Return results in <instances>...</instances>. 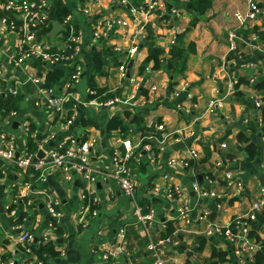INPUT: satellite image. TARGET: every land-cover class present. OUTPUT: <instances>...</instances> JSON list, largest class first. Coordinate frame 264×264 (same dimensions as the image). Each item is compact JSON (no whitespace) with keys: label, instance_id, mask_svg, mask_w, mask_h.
I'll use <instances>...</instances> for the list:
<instances>
[{"label":"crops","instance_id":"crops-1","mask_svg":"<svg viewBox=\"0 0 264 264\" xmlns=\"http://www.w3.org/2000/svg\"><path fill=\"white\" fill-rule=\"evenodd\" d=\"M62 1L73 12L75 23L83 31L79 60L85 67V76L74 93L64 99L62 112L56 117L51 116L38 88L26 79L30 72L45 78L47 71L55 69L40 72L35 66L38 60L29 61L25 69H15L14 59L23 51V44L17 32L7 31L0 39L5 84L26 83L11 103L14 108L11 110L16 111L17 116L10 118L5 109L0 110V138L2 134L13 136L18 156H23L27 150L29 138L23 129L25 122L43 137L41 147L35 140L38 155L44 156L51 148H61L71 138H88L95 142L93 162L111 169L115 152H119L118 140L130 139L135 146L141 140L143 145H157L156 139L169 136L160 160L152 161V155L144 151L142 145L135 150L137 157L129 165L137 187L136 201L145 213L155 211V224L149 229L137 225L131 201L115 183L111 193L106 184L93 188L78 175L73 183H67L58 171L49 174L47 181L41 183L34 180V174L19 176L12 165L2 167L1 164L0 261L15 264L27 261L20 238L28 231L36 241L50 240L59 253L58 258L48 259L45 264H103L102 256L119 246V234L125 229L127 255L113 258L110 264H152L147 247L156 237H171L177 242L168 246L164 256L178 264H215L214 252L219 259L225 258L226 262L222 264H251L248 256H236V247L224 238L207 237L204 234L207 224L201 217L208 209L221 226H228L236 217L250 212L260 188H264V135L258 121L261 114L254 105V98L264 96V92L257 91L248 82L254 77L255 82L264 80V46L257 50L251 40L254 33L243 32V29L264 30V0H254L261 8L258 20L243 26L235 15L248 13L249 0H211L212 5L205 15L193 12L190 0H157V11L146 24L154 37L147 40L146 30V39L140 42L138 52L131 56L129 50L135 44L134 35L139 25L129 14V6L121 4L122 0ZM50 2L53 4L54 0ZM138 2L141 0H133L131 5ZM1 4L0 0V8ZM84 8L90 11L92 23L83 13ZM113 18L126 19L129 26L117 28L107 38L96 42L93 39L95 22ZM231 31L238 35L237 50L233 53L229 51L228 33ZM181 35L184 46L194 45L195 51L189 54L185 71L172 85L164 64L148 62V57L151 49H161L168 54L173 41L177 43ZM48 38L51 37L43 36L46 46L51 49L64 47L63 32L56 38ZM237 52L239 57L229 60V56ZM97 56L102 60L99 72L95 71ZM123 64L127 66V78L121 80L119 67ZM143 66L147 68L145 71H142ZM59 68L65 69L64 66L56 69ZM92 77L98 89L116 94L118 101L113 106L86 105ZM233 78L241 82L239 96L230 94ZM131 79L138 81L140 90ZM66 82L67 78L59 87L60 92L65 91ZM180 85H186L187 93L172 98ZM217 98L224 102L211 114L207 111L208 104ZM70 114L76 117L72 125L66 120ZM82 118H87L93 126H84ZM254 122L256 132L249 130ZM242 133L256 145L254 160L247 159L245 144L238 141ZM223 144L226 148L222 147ZM191 150L197 151L199 161L202 160L198 169L192 171L180 164H168L172 159H188ZM207 151L211 152V158L204 163ZM230 160L233 165L228 167ZM227 172L232 173V179L226 177ZM209 174L212 183L208 181ZM26 181H33L37 189L58 199L59 217L51 216L41 203L39 207L29 209L17 198L19 188ZM194 182L205 191L216 192L218 198L199 200L192 187ZM172 186H181L189 193L193 211L188 223L177 219L180 203L169 197ZM88 189L99 198V206L97 213L83 222L84 194ZM218 202L221 208L217 206ZM250 235L253 246L258 248L264 244V217H259ZM33 257L35 262L40 260L35 251Z\"/></svg>","mask_w":264,"mask_h":264},{"label":"built area","instance_id":"built-area-1","mask_svg":"<svg viewBox=\"0 0 264 264\" xmlns=\"http://www.w3.org/2000/svg\"><path fill=\"white\" fill-rule=\"evenodd\" d=\"M2 6L0 8V39L4 37L7 31L17 32L21 36L23 44V51L15 57L14 67L15 69H25L28 67L29 61L38 60L42 63L43 68L56 69L57 67L64 66L67 68V82L65 85V91L60 92L59 88H49L46 86V78L36 76L33 73H28L26 82L30 81L34 84L40 93L42 94L41 100L44 103L46 110L53 117H56L62 112L63 102L67 95L73 94L77 85L82 81L85 76V67L80 63L79 56L82 50L83 44V31L80 26L75 23L74 14H70L63 26L65 29L70 28V37L64 47L60 50L64 51V54H53L51 48L46 46L43 36L38 35V28L47 25L50 21V13L52 3L50 0H1ZM249 11L247 14H236L235 17L240 25H245L250 22L258 20L261 10L258 8L254 0H249ZM122 5L129 6V14L133 17L135 22L139 25V28L135 32V44L129 50V56L134 55L139 50V44L143 39H146V24L147 20L152 17L154 12L157 11V0H145L142 6L131 5L130 0H122ZM83 13L88 17L90 23H92L90 17V11L88 8L83 9ZM13 15L12 20L10 16ZM16 22H20V26H17ZM129 26V22L126 19L113 18L106 21L95 22L93 25V39L99 42L103 38H107L111 31L117 28H126ZM229 39V51L233 53L237 50L238 35L235 31L228 33ZM255 44L257 50H261L262 46L258 45V37L253 35L251 38ZM175 44V41H173ZM253 66V64H251ZM44 70V71H45ZM120 79L127 78V66L125 64L119 67ZM264 75V70L262 71ZM5 69L4 65L0 62V97H18L20 95V89L26 83L16 81L13 84L7 86L4 80ZM131 82L136 86L137 90H140V85L135 79H131ZM255 77L250 80V84L254 86ZM230 94H235L234 78L230 82ZM156 90V88H153ZM182 93H187L186 85H180L176 92L172 95V98H180ZM96 93L92 90L89 91L88 96H94ZM100 97L89 100L86 102L87 106H102L111 107L118 100H110L105 103L99 101ZM223 99L217 98L212 100L208 104L207 111L214 113L215 110L222 106ZM254 105L257 110L264 108V102L257 96L254 98ZM180 108V107H179ZM10 118L16 117L17 112L9 114ZM67 124L72 125L76 120L75 114L68 116ZM259 126L262 127V121L258 118ZM23 129L27 137H31L34 140L38 139V132L31 133L29 122L23 124ZM162 129V128H160ZM193 135V133H191ZM169 136L156 139V143L159 148V154L156 158L151 157L152 161L160 160L162 153L165 151ZM155 140V139H153ZM143 140L139 142L137 146L133 145L131 140H118V150L115 152V158L113 160V168H102L97 166L93 162L92 156L95 155V142L88 138H71L61 148H51L48 152H45L43 158L38 159V154H30L28 149L26 154L18 156L16 141L13 136L2 134L0 138V165H12L13 169L17 171L19 176H33L34 180L39 182H46L49 174L53 172H60L64 176V181L67 183H73L75 181V175L82 177L88 185L95 188L98 184H106L108 191L112 193V184L115 183L125 198L131 201L133 206L132 214L136 219L137 225L141 228H152L155 224V211L150 210L147 213L144 212V208L136 201L137 187L132 179L129 171L130 163L137 157L136 151L141 147ZM43 142H40V147ZM226 148V144L222 145ZM123 149V150H122ZM143 150L150 152V145H143ZM35 159H37L35 161ZM199 154L197 151L191 150L188 159H172L168 162L170 165L180 164L185 169L195 170L196 165L199 162ZM233 163L229 161L228 167ZM1 172V169H0ZM228 179H232L231 172L226 173ZM212 183V180H208ZM194 192L198 195L199 200L203 198H218V194L214 191H205L201 188L198 182H194L192 185ZM37 197H41L40 200ZM169 197L177 200L180 203V207L177 211V219L179 221L189 222V215L193 211L190 203L189 193L181 186H172L169 190ZM17 198L21 200L27 207H36L40 203L48 210L51 216L57 218L60 214L57 211L58 199L51 193L37 189L33 181H26L19 188L17 192ZM86 204L81 214V221H85L90 215L96 214L99 206V198L96 196L93 190H87L84 194ZM221 208V204H217ZM10 207V206H8ZM264 211V188H260L257 198L253 201L250 212L236 217L230 225L221 226L219 223L213 222L210 218L211 211L205 210L202 213L201 219H203L207 226L204 230V234L207 237H220L224 238L229 244L236 247V256L243 257L248 256L252 263V255L260 247L253 246L251 240V231L253 225L258 222L260 214ZM120 244L111 251L106 252L103 256V264H110L114 258L127 255L124 242L126 239V231L122 230L119 234ZM21 242L23 243V254L27 257L24 264H45L42 260L35 262L33 260L34 251L42 243L36 241L34 235L28 231L22 233ZM46 240V239H44ZM177 243L173 238L169 237L161 239L156 237L152 239L148 244V251L153 259L152 264H178L173 260L165 258L164 253L168 246ZM246 253V255H244ZM32 259L29 260L28 259ZM0 264H15L13 261H0Z\"/></svg>","mask_w":264,"mask_h":264},{"label":"trees","instance_id":"trees-1","mask_svg":"<svg viewBox=\"0 0 264 264\" xmlns=\"http://www.w3.org/2000/svg\"><path fill=\"white\" fill-rule=\"evenodd\" d=\"M130 1H133V0H130ZM144 1L145 0H143L142 2L141 0V3L138 2L139 4H137V6H142ZM189 4H190V9L193 12L198 13L200 15H205L209 11L212 5V1L211 0H190ZM257 6L261 10L260 6L259 5ZM70 14H73V12H71L68 9L66 4L62 0H54L52 4V8H51V13H50V17H51L50 21L47 25H43L38 28V31H37L38 35L45 36V37L48 36L52 31L53 24L55 22H59L63 25L66 18ZM12 16L13 15H11L10 18L14 19V17ZM16 24L17 26H20V22H16ZM146 30H147V40L153 39L154 36H153V32L150 29V27H147ZM243 32L247 34L249 32H253L254 35L258 37V45L262 47L264 46V30L261 31L259 28H254L253 31H248L246 29H243ZM63 35H64L63 42L64 44H66L70 37V28H67L66 31L63 33ZM182 39H183V36L181 35L178 42L173 44L168 54L165 53V51L161 49H151L149 52L148 62H155L157 65L158 64L160 65L161 63H163L165 66V70L169 73V76L172 79V85L176 84V80L179 79L182 73L185 71L186 62H187V58L189 54L195 51L194 45H191L189 46V48H186L184 44L182 43ZM50 51L53 54H64L65 53L64 51L58 48H52ZM238 57L239 55L237 52V54L236 53L231 54L229 56V60H235ZM96 61H97V65H96L95 71L99 72L100 69L102 68L101 66L102 60L97 56ZM35 66L38 68L40 72L45 70L43 68L42 63L40 62L36 63ZM146 69L147 68L143 66L142 71H145ZM67 70H68L67 68L65 69L59 68V69H55L52 71L51 70L47 71L46 76H45L46 86L49 88H52V87L59 88L68 76ZM248 82L250 83V80ZM240 83L241 82H239L238 80H234L236 96L240 95V93H238ZM254 87L257 91L264 92V80L255 82ZM91 90L94 91L96 94L94 96L89 97V100H93V99H96L97 97H100L99 101L105 103L107 101L117 99L116 94L110 93L109 90L98 89L96 85L94 84V77H92L91 79ZM69 91H75V90H69ZM259 98L264 102V96H261ZM11 103H14L13 97L9 96L7 100H4V98L1 97L0 98V110L5 109V111H7V113L9 114L12 112H16V111L11 110V109H14V108H11ZM260 114H261L260 119L263 124V126L260 129V132L262 135H264V108L260 110ZM71 115L72 114H70L69 117ZM82 124L84 126H93V123L87 120V118H82ZM29 125H30L31 133L36 131L30 123ZM255 125H256L255 122L250 124L249 130L256 132L255 127L257 126ZM42 138H43L42 136L38 135L37 141L39 143L42 142ZM238 139H239L238 140L239 143L245 144V151L247 153V159L254 160L257 155L256 145L249 138H247L243 133L238 136ZM147 144H149L151 147V150L149 153L152 155L153 158H156L157 155L159 154L158 145H156L155 143H147ZM27 149L30 154H35L38 151L37 142H35V140L32 139L31 137H29ZM210 158H211V152L207 151L205 159H204V163L209 161ZM201 162L202 160L199 161L198 164L196 165L197 169L202 164ZM230 162H232V160H230ZM208 177L210 180L212 179L211 174H209ZM218 203L220 204V202ZM32 208L29 207V209H32ZM260 216L264 217V211L260 214ZM210 218L213 222L217 221L214 218L213 213H211ZM213 238H216V237H213ZM41 243L42 244L38 248L35 249V253L38 255L40 260H42L43 262H46L48 259L58 258L59 253L56 251L54 244L50 240H42ZM216 254H217L216 252H214L213 254V258L217 259V262L215 264L217 263L222 264L226 262L225 258L220 257L219 259ZM251 264H264V244L252 255Z\"/></svg>","mask_w":264,"mask_h":264},{"label":"water","instance_id":"water-1","mask_svg":"<svg viewBox=\"0 0 264 264\" xmlns=\"http://www.w3.org/2000/svg\"><path fill=\"white\" fill-rule=\"evenodd\" d=\"M66 31L65 27L59 23V22H55L53 24V28H52V31L51 33L48 35V37H51V38H56L60 33H64ZM43 158V154H40L38 155V159H41ZM37 159H35L36 161Z\"/></svg>","mask_w":264,"mask_h":264},{"label":"rangeland","instance_id":"rangeland-1","mask_svg":"<svg viewBox=\"0 0 264 264\" xmlns=\"http://www.w3.org/2000/svg\"><path fill=\"white\" fill-rule=\"evenodd\" d=\"M51 39H53V38H48V40H51Z\"/></svg>","mask_w":264,"mask_h":264}]
</instances>
